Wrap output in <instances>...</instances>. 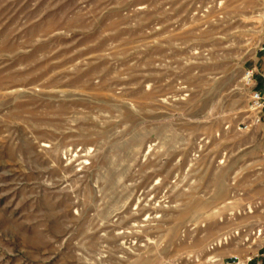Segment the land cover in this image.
Returning <instances> with one entry per match:
<instances>
[{
    "label": "rangeland",
    "instance_id": "1",
    "mask_svg": "<svg viewBox=\"0 0 264 264\" xmlns=\"http://www.w3.org/2000/svg\"><path fill=\"white\" fill-rule=\"evenodd\" d=\"M263 40L264 0H0V264L251 251Z\"/></svg>",
    "mask_w": 264,
    "mask_h": 264
},
{
    "label": "built area",
    "instance_id": "2",
    "mask_svg": "<svg viewBox=\"0 0 264 264\" xmlns=\"http://www.w3.org/2000/svg\"><path fill=\"white\" fill-rule=\"evenodd\" d=\"M257 53L264 54V40L258 45ZM257 77H260L261 82L257 80ZM243 82L249 89L248 110L253 114V118L249 125L243 124L240 129L248 130L252 125H261L264 120V71L258 74L256 68L247 70L244 73ZM262 154L264 156V142ZM253 236L254 248L251 251L244 255L230 256L217 264H264V227L256 230Z\"/></svg>",
    "mask_w": 264,
    "mask_h": 264
}]
</instances>
